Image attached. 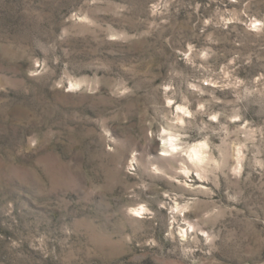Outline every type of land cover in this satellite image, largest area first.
<instances>
[{
    "label": "rangeland",
    "instance_id": "1",
    "mask_svg": "<svg viewBox=\"0 0 264 264\" xmlns=\"http://www.w3.org/2000/svg\"><path fill=\"white\" fill-rule=\"evenodd\" d=\"M0 264H264V0H0Z\"/></svg>",
    "mask_w": 264,
    "mask_h": 264
}]
</instances>
